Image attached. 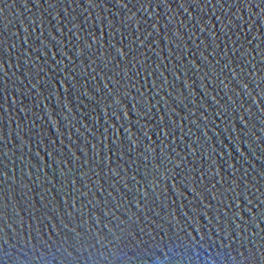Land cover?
Here are the masks:
<instances>
[{"label":"water","instance_id":"1","mask_svg":"<svg viewBox=\"0 0 264 264\" xmlns=\"http://www.w3.org/2000/svg\"><path fill=\"white\" fill-rule=\"evenodd\" d=\"M0 264H264V0H0Z\"/></svg>","mask_w":264,"mask_h":264}]
</instances>
